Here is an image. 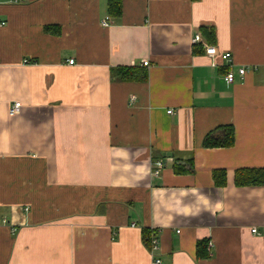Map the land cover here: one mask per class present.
I'll return each instance as SVG.
<instances>
[{
    "label": "crops",
    "instance_id": "crops-1",
    "mask_svg": "<svg viewBox=\"0 0 264 264\" xmlns=\"http://www.w3.org/2000/svg\"><path fill=\"white\" fill-rule=\"evenodd\" d=\"M121 8L0 0V264H153L142 228L161 264H264V185L234 183L236 169L264 168V0ZM205 44L229 61L211 65ZM120 66L147 77L120 80ZM223 125L233 145L202 147ZM177 159L193 171L175 173Z\"/></svg>",
    "mask_w": 264,
    "mask_h": 264
},
{
    "label": "trees",
    "instance_id": "trees-1",
    "mask_svg": "<svg viewBox=\"0 0 264 264\" xmlns=\"http://www.w3.org/2000/svg\"><path fill=\"white\" fill-rule=\"evenodd\" d=\"M121 0H107V13L113 18L121 15ZM49 29V28H47ZM56 29V28H55ZM204 30V29H202ZM207 31V30H204ZM113 74L120 80H145L147 77L144 68L136 66H120L112 70ZM234 143V128L232 125H223L207 133L202 140V147H229ZM178 159L175 160L173 170L175 173H189L193 171L190 160L186 165L179 164ZM212 180L214 185L223 186L226 180V173L223 169L212 171ZM234 183L237 186H263L264 185V168H238L234 172ZM155 233L147 228L141 229V236L145 245L150 249L151 236ZM207 240L203 239L197 243V256H207L205 247Z\"/></svg>",
    "mask_w": 264,
    "mask_h": 264
},
{
    "label": "built area",
    "instance_id": "built-area-1",
    "mask_svg": "<svg viewBox=\"0 0 264 264\" xmlns=\"http://www.w3.org/2000/svg\"><path fill=\"white\" fill-rule=\"evenodd\" d=\"M14 1H16V0H14ZM108 21H109L108 17H106L104 20H102L103 26H107ZM193 41H195V42L201 41V36L198 33L195 34ZM204 52H205V55L210 59L211 65L218 64V62H216V60H215L217 56L222 61H226V60L229 61V59H230V53L229 52H219L214 45L205 44ZM66 62L68 64H74L73 59H68V60H66ZM141 65L142 66H148L149 65L148 60H143L141 62ZM245 72H246V69L244 67L238 68L237 73L240 76H243L245 74ZM223 78H224L225 82L228 84H230L234 81L235 74L230 67L227 70V72L224 74ZM133 99H134V97L131 96V100H133ZM20 110H21V103L19 101H14L13 104L9 108V114H11V115L18 114L20 112ZM170 112H171V110H168V113H170ZM172 160L173 159L171 157H167L165 160L158 159V160L153 161L152 162V168H151V174L154 176H158L159 173L161 172L162 168L164 167V164H165L164 162L165 161L171 162ZM24 209L28 210V206H26ZM251 232H253V233L256 232V229L252 228ZM150 244H151V246H150L149 252L152 254L151 258L153 259V264H161V260L156 255H154V253L158 249V237L156 234L151 236Z\"/></svg>",
    "mask_w": 264,
    "mask_h": 264
}]
</instances>
